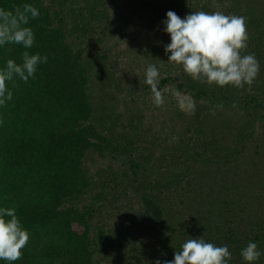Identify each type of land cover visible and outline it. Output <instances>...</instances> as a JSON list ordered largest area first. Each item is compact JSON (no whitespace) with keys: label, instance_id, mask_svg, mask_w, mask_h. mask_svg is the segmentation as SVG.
I'll return each instance as SVG.
<instances>
[{"label":"rangeland","instance_id":"rangeland-1","mask_svg":"<svg viewBox=\"0 0 264 264\" xmlns=\"http://www.w3.org/2000/svg\"><path fill=\"white\" fill-rule=\"evenodd\" d=\"M44 6L54 27H65L72 47L86 49L87 91L94 109L90 123L108 136L113 146L102 154L88 153L79 183L89 187L79 186L80 194L66 201L64 207L96 208L94 196L103 187L113 190L115 177L122 182L133 176L132 155L154 170L140 185L100 205L101 210L90 222L94 264L170 261L186 240L200 236L216 245L209 219L215 220V226L218 219L209 215L210 211L224 208L228 201L237 202L236 190L244 192L245 186L250 189L245 190L244 204L251 201L252 194L255 198L262 194L251 186V158L245 156L254 153L255 140L264 138V0H44ZM169 10L182 18L201 10L246 17L249 40L241 54H255L260 62V72L252 85L218 87L222 89V105L179 91L196 102L195 114L180 110L174 84L189 78L180 65L167 62L164 46L170 37L162 31L161 22ZM98 11L106 15L102 24L98 23ZM122 12L125 22L117 25ZM149 64L159 68L160 83L167 77L176 80L159 87L165 90V104L160 108L153 104L150 87L144 84ZM209 86L211 90L217 87ZM233 99L241 102L238 111L223 104ZM208 110L219 112L224 120L229 118L232 125L249 122V140H233L227 150L214 153L216 146L212 145L209 128L217 130L222 123L214 121L216 125L207 129L200 128L196 120L197 113ZM235 181L241 185H235ZM144 192H152L164 201L179 233L170 232L168 225L161 228L146 216L141 200ZM73 228L80 234L85 232L77 223ZM100 230L105 240L97 244Z\"/></svg>","mask_w":264,"mask_h":264},{"label":"trees","instance_id":"trees-1","mask_svg":"<svg viewBox=\"0 0 264 264\" xmlns=\"http://www.w3.org/2000/svg\"><path fill=\"white\" fill-rule=\"evenodd\" d=\"M26 3L40 10V16L30 19L27 25L35 33L36 42L27 50L16 44L0 48V67L7 59L21 63L24 51L47 55L48 62L41 64L35 77L27 83L18 78L15 87L9 83L13 99L0 108V205L15 207L30 233L29 243L22 249V257L15 264H94L90 222L101 210L100 205L109 197L114 199L113 196L121 191L140 185L154 170L132 155L130 167L133 176L126 177L122 182L115 177L113 190L103 187L94 196L96 208L90 205L84 209L64 207L66 201L80 194L79 186L89 187L86 183H79L83 179L82 166L88 153L102 154L113 146L110 138L90 123L94 109L87 91L86 49L72 47L63 25L54 27L44 0H0V8L14 11ZM105 16L103 11H98L99 24L103 23ZM79 20L83 25L80 17ZM124 20L122 12L117 25ZM186 77L189 80L179 84H174L176 80L167 77L159 87L174 84L178 91H185L198 99L210 98L222 105V97L219 96L221 88L211 90L209 85ZM240 103L233 99L223 104L230 110L238 111ZM196 120L200 128L207 129L214 121L222 123L217 130L209 128L213 136L212 145L216 146L214 153L227 150L233 140L244 142L251 136L249 122L243 124L239 121L232 125L229 118L224 120L223 115L214 110L197 113ZM234 129L237 130L233 132ZM245 157L251 158V186L262 192L261 197L255 198L256 195L252 194L251 201L244 204L245 190L250 189L245 186L242 187L244 192L236 190L239 195L237 202L228 201L224 208L209 213L218 219V226H215V220L209 219L210 230L215 231L214 237L218 242L216 245H227L232 252L230 264H242L240 250L250 240L264 249V164H261L264 163V138L255 140L254 153ZM234 183L241 185L238 181ZM141 200L150 220L161 228L168 225L173 234L179 233L174 216L164 201L152 192H144ZM75 223L85 228L83 234L74 230ZM161 236H165L164 232ZM104 240V232L100 230L97 244L104 243ZM0 264L6 262L0 261ZM259 264H264V257Z\"/></svg>","mask_w":264,"mask_h":264},{"label":"clouds","instance_id":"clouds-1","mask_svg":"<svg viewBox=\"0 0 264 264\" xmlns=\"http://www.w3.org/2000/svg\"><path fill=\"white\" fill-rule=\"evenodd\" d=\"M40 16V10L26 3L22 8L9 11L0 8V48L8 44L31 49L35 33L27 26L30 19ZM162 31L169 35L170 42L164 46L167 62L180 65L183 72L194 81L216 85L244 88L252 85L260 72V62L255 54L242 55L248 47L246 17L225 14L223 11H192L183 18L169 10L161 22ZM170 54V55H169ZM48 62L47 55L22 53V62L7 59L0 67V108L13 99L17 78L27 83L34 78L38 67ZM161 75L155 64L146 67L144 84L150 87L153 104L160 108L165 104L163 89L159 88ZM177 106L189 114H195L196 102L187 94L174 93ZM235 106V105H234ZM30 240V233L17 215L15 207L0 205V261L15 264L22 257ZM242 264H259L264 249L257 242L248 241L240 250ZM232 252L227 245L217 246L202 236L186 240L174 258L156 260L155 264H230Z\"/></svg>","mask_w":264,"mask_h":264}]
</instances>
